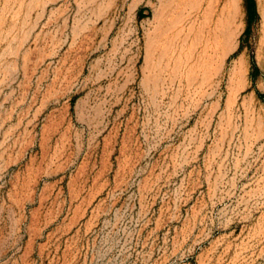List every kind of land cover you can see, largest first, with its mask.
I'll list each match as a JSON object with an SVG mask.
<instances>
[{
	"label": "rangeland",
	"instance_id": "obj_1",
	"mask_svg": "<svg viewBox=\"0 0 264 264\" xmlns=\"http://www.w3.org/2000/svg\"><path fill=\"white\" fill-rule=\"evenodd\" d=\"M0 0V264H264V0Z\"/></svg>",
	"mask_w": 264,
	"mask_h": 264
},
{
	"label": "trees",
	"instance_id": "obj_2",
	"mask_svg": "<svg viewBox=\"0 0 264 264\" xmlns=\"http://www.w3.org/2000/svg\"><path fill=\"white\" fill-rule=\"evenodd\" d=\"M246 6L248 11V18H249V27L247 30V34L251 31V27L256 19L257 16V8H256V1L255 0H246Z\"/></svg>",
	"mask_w": 264,
	"mask_h": 264
}]
</instances>
